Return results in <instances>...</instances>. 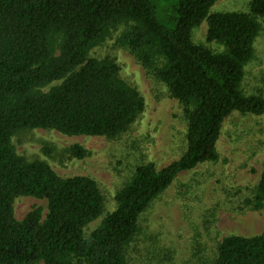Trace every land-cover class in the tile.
<instances>
[{
	"label": "trees",
	"instance_id": "1",
	"mask_svg": "<svg viewBox=\"0 0 264 264\" xmlns=\"http://www.w3.org/2000/svg\"><path fill=\"white\" fill-rule=\"evenodd\" d=\"M218 0H0V264H128L140 219L183 172L219 160L223 123L235 113L264 114V98L242 92L244 66L253 61L263 28L264 0L250 12L210 15ZM208 21L207 40L223 53L192 42ZM123 44L148 71H156L188 120V149L162 170L139 166L116 196L117 208L87 238L104 213V197L89 177L62 178L44 162H28L12 144L26 130L116 139L145 110L140 92L111 59L91 58L94 47L119 26ZM81 160L88 152L71 149ZM20 197L46 200L19 221ZM264 205V172L253 200ZM215 264H264V233L226 238Z\"/></svg>",
	"mask_w": 264,
	"mask_h": 264
},
{
	"label": "rangeland",
	"instance_id": "2",
	"mask_svg": "<svg viewBox=\"0 0 264 264\" xmlns=\"http://www.w3.org/2000/svg\"><path fill=\"white\" fill-rule=\"evenodd\" d=\"M252 0H218L210 15L250 12ZM255 58L244 66L242 92L264 98V19ZM129 26L112 30L94 47L91 58L111 59L121 78L145 100V110L124 134L106 137L66 136L55 130H26L12 138L16 152L28 162L46 163L62 178L89 177L104 197V213L85 230L88 237L116 208L117 194L130 184L139 166L154 164L162 170L180 160L188 149V120L156 75L164 66L154 56L148 71L122 42ZM208 21L192 32V42L213 53L225 47L207 40ZM82 146L88 155L78 160L71 149ZM219 160L177 176L140 219V231L128 248V264H215L218 249L229 237H254L264 233V205L252 208L264 172V114H234L223 123L217 143ZM48 212L46 200L20 197L14 203L19 221L34 209ZM44 264V263H38Z\"/></svg>",
	"mask_w": 264,
	"mask_h": 264
}]
</instances>
